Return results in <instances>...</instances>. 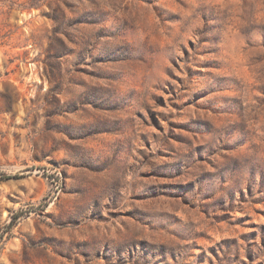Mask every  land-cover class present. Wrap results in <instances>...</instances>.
<instances>
[{
	"label": "rangeland",
	"instance_id": "374dc122",
	"mask_svg": "<svg viewBox=\"0 0 264 264\" xmlns=\"http://www.w3.org/2000/svg\"><path fill=\"white\" fill-rule=\"evenodd\" d=\"M0 264H264V0H0Z\"/></svg>",
	"mask_w": 264,
	"mask_h": 264
},
{
	"label": "trees",
	"instance_id": "16d2710c",
	"mask_svg": "<svg viewBox=\"0 0 264 264\" xmlns=\"http://www.w3.org/2000/svg\"><path fill=\"white\" fill-rule=\"evenodd\" d=\"M14 178L15 177H13V176H2L1 177V179H3V180L14 179ZM17 219L18 218L14 217V216L12 217L11 222L5 227V229L7 230V232H9L12 229V227L16 224Z\"/></svg>",
	"mask_w": 264,
	"mask_h": 264
}]
</instances>
